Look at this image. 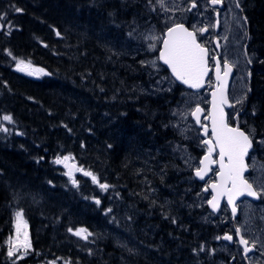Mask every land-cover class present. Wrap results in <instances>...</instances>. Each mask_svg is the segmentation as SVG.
Instances as JSON below:
<instances>
[{
  "label": "trees",
  "instance_id": "obj_1",
  "mask_svg": "<svg viewBox=\"0 0 264 264\" xmlns=\"http://www.w3.org/2000/svg\"><path fill=\"white\" fill-rule=\"evenodd\" d=\"M141 7L137 0H0L1 22L11 28L0 31V114L10 115L20 134L0 132V264H10L6 240L15 210L23 211L32 244L17 264H186L177 251L201 246L214 232L196 228L193 235L184 221L153 217L147 219L153 230H128L135 232L128 238L118 224L126 240L154 254L145 260L139 247L117 245L109 236L97 238L105 225L114 226L103 213L107 196L99 205L87 202L83 195L90 197L88 189L96 184L73 187L63 165L53 163L57 156L71 155L100 183L119 189L123 203L140 210L143 173L134 168L133 152L148 137L150 144L155 142L148 146L155 155L158 137L171 134L160 130L170 121L168 105L161 98L138 99L136 80L144 78L132 72L139 66L113 46L115 39L126 37L123 26H115L129 22L119 9L137 12L130 24L140 26ZM243 12L257 54L245 108L264 139V0H243ZM18 59L31 67L18 71ZM31 68L42 69L43 77L28 75ZM156 178L161 181L164 175ZM81 227L93 235L87 241L68 231Z\"/></svg>",
  "mask_w": 264,
  "mask_h": 264
},
{
  "label": "rangeland",
  "instance_id": "obj_2",
  "mask_svg": "<svg viewBox=\"0 0 264 264\" xmlns=\"http://www.w3.org/2000/svg\"><path fill=\"white\" fill-rule=\"evenodd\" d=\"M132 2L136 4V2ZM137 2L141 4V8H146L151 14V20L155 22L152 23L149 28L154 29H151L152 32L147 35V41L141 47V45L138 44L139 37L137 36L140 26L136 24H130V20L135 19V14L137 12L134 14L131 10H125V8L119 9L121 12L127 13V15L123 16L124 20H128L129 22L126 23L124 21L123 23L115 26L116 29H119L120 26H123V28L126 30V37L124 38V36H121L120 39L114 40V50L118 52L120 56L125 55L136 60L138 55L142 57L140 63L137 61L139 64V67L135 69L137 71L132 73L139 77H145L150 73L153 76V81L150 85L145 84L147 81H140V84L138 85V88L140 87V91L137 92L138 99H144V102H148L147 98H153L155 100L161 98L166 103V105H168L167 115L170 118V121L169 125L167 123L168 126H161L160 130H167L166 128H170L173 133L165 137L161 135L158 137V142L160 144L155 155H152V151L148 150V146L155 144V142H152L151 145L149 143L148 137L141 138L139 140L141 141L140 147L137 146L133 152L135 154V161L133 163L134 168L136 170L142 169L143 173L141 178L143 202L141 201L142 205L140 210L136 208V204H133L134 206H130L123 203L121 200L123 194L116 187L109 186V188L105 191L101 190L96 184V189L94 185L91 187V189H88L87 195L90 197H87L86 195L83 196H85L87 202H95L96 199L101 200L104 195L107 196V202H103L104 205L107 204V207H104L105 212H103V210L102 212L106 216L107 220L111 221V224L114 226L110 225L108 227L105 225L102 230L96 233L97 238L109 236L113 238L117 245L124 247L133 246L132 249L134 250H138L139 247V251L146 260L152 259L154 254H152L150 249L147 247H141L133 241H130V239H128L129 241L126 240L124 236L118 232V224L119 228H124L127 231L132 229H135V232L138 230L142 231L144 229L153 230V228L148 227L150 225H147L149 222L147 219H151L153 217H170L169 219H173L174 222L177 223L184 221V223H186V228L194 229V233L192 232L194 235L197 232L196 228H199L201 232H204L205 230V232H207V225L216 228L223 226L225 221L230 219V216H227L228 213L225 209L224 212H221L217 217H214L209 212L207 209V203L210 199L208 196L209 194L202 192V184L195 181L192 173L193 170L198 166L199 158L191 150V148L194 147H190V143L197 146V148H201L203 145V140L200 139L198 130L192 124L193 122L191 121L190 114L193 106L196 103L201 102V97H196L190 92L183 91L181 88H178L170 74L159 64L157 58L164 30H167L170 26H172V24L180 20L182 17L181 14H183V12H185L188 7L187 5L189 0H164L163 7H161L157 0H151V3H149V0H137ZM165 9H167V11ZM143 14L144 13L138 14L140 23H142V20L145 19ZM10 29L11 28L8 25L5 26L0 21V30L9 31ZM153 37H155V39H153ZM153 43L155 44V49H150L149 45ZM153 61H155V64H153ZM25 62L27 63V61ZM31 69L33 70L35 68ZM43 75L44 71L40 75H32V77L35 79H41ZM240 89H242L240 92H245L247 90L246 86ZM2 116L3 114H0V117ZM0 123H3L4 127L9 129L8 132L0 131L2 134L9 135L15 133L16 135H20L19 132L13 129V122L8 123L7 121L0 120ZM177 136H180L183 139ZM185 142L186 144H182ZM258 144V154L260 155L261 153L262 157L256 155L252 158V173L248 180L253 183L258 191H260L261 185H264V139H260ZM162 175H164V179L157 181L156 176L161 177ZM75 176L79 182V186L77 188H80V186L90 188L92 181L89 177H84L79 172H77ZM215 181V173H213L205 184L208 185ZM172 183H174V186L169 187L168 185ZM138 187L139 186L137 185V188ZM108 209H111V211L108 212ZM240 209V221L244 224L245 231L251 236L252 240L258 239L261 241V244L259 245L264 252V202L260 205L246 202L241 204ZM15 212L16 211H11L13 216L11 217L12 233L10 236L13 237L15 236ZM191 225H194V227ZM177 229L180 230L182 228L179 227ZM161 231L162 230H160V232ZM135 232L128 231V238L133 237ZM27 233L30 240L28 223ZM92 236L93 235L89 236V238ZM167 239L171 240L170 237ZM216 239L217 238L212 239V244L206 242V244L201 245L203 246V251H205V253L200 251L201 246L193 248L189 253H187V248L185 247L183 250L185 254L181 252V249L180 251L174 250V252L177 251V258L180 256V258L184 260L186 264H207L209 263L208 260L214 255V253L216 254L218 252L232 254L234 249H229L221 242H218V246L215 247L213 245V241H216ZM168 244L171 245L172 241L166 245ZM6 246L8 248L7 243ZM30 249L28 252H30ZM27 255L23 256V258H25ZM10 260L12 263L13 260H15V264H17V262L21 259L17 260L15 257H13ZM55 262L56 264H65V262ZM166 262L168 263V259H166ZM37 264H49V261L39 262Z\"/></svg>",
  "mask_w": 264,
  "mask_h": 264
},
{
  "label": "snow or ice",
  "instance_id": "obj_3",
  "mask_svg": "<svg viewBox=\"0 0 264 264\" xmlns=\"http://www.w3.org/2000/svg\"><path fill=\"white\" fill-rule=\"evenodd\" d=\"M157 2L164 6V0H157ZM151 3V0H149ZM208 3L215 6L222 3V0H208ZM198 7L197 0H190V7L187 11H192ZM236 7H239L237 3ZM17 12L21 9L16 8ZM155 10V9H153ZM167 11V9H165ZM4 17L0 16V21H3ZM208 31V27L197 28L193 25V30H189L183 24H175L173 27L168 28L165 38L163 39V46L159 49L158 59L167 65L171 70L172 75L176 80L188 85L190 88L199 89L203 86L204 77L208 74V59L211 58L215 62L216 79L218 81L217 90L220 92L219 101H217V91L212 93V139H206L203 141L207 145V152L200 160L199 166L194 169V175L201 180H204L207 173L211 170L210 165L219 163L220 171L218 173L219 179L217 182L208 185L203 189L204 192L208 191L210 187L214 193L212 198L208 200V204L215 212L219 207V198L221 196L227 197L228 205L232 206L233 217L237 215V207L235 204L236 198L242 195H247L254 198H260L264 196V185H261V190L256 191L253 187V183H250L244 178V172L248 169V165L245 162V157L248 155L249 149L252 146V140L248 134L242 131L239 127H230L225 120V114L222 105L228 103L227 97L223 94L221 84L223 83L221 77V71L223 70V76L227 77L232 71V64L228 60L223 62L221 68L220 60L215 57H210L209 49L198 42V34L202 35ZM59 35V33H57ZM131 35V34H130ZM155 39V37H153ZM150 49H155V44L149 45ZM217 47L219 44L217 43ZM11 55V53H9ZM251 63V61H249ZM155 64V61H153ZM30 62L23 60H17V70L24 71L25 68H30ZM43 73L42 69H33L28 72V75L38 76ZM46 74V73H45ZM242 103V101H237ZM202 110L197 107L191 115L196 119V123L200 124V118L198 113ZM0 120L12 123V117L10 115H3ZM204 128L205 134H207V127L201 125ZM0 131L8 132L9 129L4 127L3 123H0ZM219 149V160L212 159V154L216 149ZM75 158L71 155L57 156L53 163L57 165H63L67 171L64 173L71 182L73 187H78L79 182L76 179L74 173L79 172L84 177H89L93 184H97L101 190H107L109 185L106 183H100L98 177L91 171L84 169L82 166H78L74 162ZM95 203L100 204V200L96 199ZM108 212L111 209L107 210ZM14 229L15 236H10L7 240V256L11 259L15 257L17 260L22 259L23 256L28 254V250L31 248V243L27 233V222L24 219L23 211H16L14 214ZM68 231L74 235L88 240L92 235L86 228H69ZM235 235L239 237V244L243 246V252L247 255L250 251H253L258 244H261L260 240H253L250 242L245 238L240 227L235 229ZM221 237H217L220 239ZM224 240L233 241V236L225 234L222 237ZM204 248L201 246L200 251ZM15 264V260H13ZM49 264H56L55 261H50ZM65 264L69 262L65 261Z\"/></svg>",
  "mask_w": 264,
  "mask_h": 264
},
{
  "label": "flooded vegetation",
  "instance_id": "obj_4",
  "mask_svg": "<svg viewBox=\"0 0 264 264\" xmlns=\"http://www.w3.org/2000/svg\"><path fill=\"white\" fill-rule=\"evenodd\" d=\"M237 3L239 4V7H236ZM197 4L198 7L196 9H193L190 12L187 10L183 12V14H181L182 17L175 24H185L190 30H193V25L197 28L207 26V32L202 35L198 34V42L209 49L210 57L215 56L220 60L221 68L225 60H228L229 63L232 64V71L227 77H224L223 70L221 71L223 81L221 88L223 94L228 99V103L222 105V107L226 116V122L229 126L239 127L250 136L255 146L253 153L248 159V163L251 167L252 158L256 155L261 156L258 154V150H256L259 139H257L250 120L248 119V108L244 107V96L246 92H240V90H242L240 88L246 86L249 69L252 62L257 57V54L251 49L250 38L243 27V1L222 0L221 4L213 6L208 3V0H197ZM189 7L190 0L187 8ZM151 29L154 28H150L148 34L152 32ZM217 43L219 44V47H217ZM249 61H251V63H249ZM208 68L209 72L204 89L199 92H191L192 95L201 97V102L196 103L195 107L200 106L202 108V117L200 119V124L193 122V125L198 130V135L202 137L203 141L206 139H212V122L210 115V107L213 99L212 93L217 91V101H219L220 96V92L217 90L218 81L216 79L215 62L211 58L208 59ZM237 101H242V103H237ZM201 125L207 127V134H205L204 128L201 127ZM191 150L199 158V166L201 158L207 152V145L203 143L201 148L196 147L191 148ZM218 153L219 151L216 149L212 154V159L218 161ZM216 171L217 168H214L213 172L215 173ZM245 202L250 203L249 200H246ZM263 202L264 198H261V200L255 204L260 205ZM224 209L228 213L227 216H230L228 208L224 207ZM224 209L222 212H224ZM240 217L241 215L236 221H234L230 216V219L225 221L223 226L215 227L217 231L212 234V236L215 238H221L213 241V245L217 247V243L221 242L222 237L225 234H230L233 236V241H227L223 243V245L227 246L229 249H234V251L232 254H227L226 252L216 253L214 264H264V252L259 244L253 251H250L247 255L244 254L243 246L238 242L239 237L235 235V229L237 227L241 228L242 233L245 238L249 240L250 245L254 239L252 240L251 236L245 231V226L241 223ZM186 248L187 253H189V248ZM208 262L209 263L207 264H211L209 260Z\"/></svg>",
  "mask_w": 264,
  "mask_h": 264
},
{
  "label": "water",
  "instance_id": "obj_5",
  "mask_svg": "<svg viewBox=\"0 0 264 264\" xmlns=\"http://www.w3.org/2000/svg\"><path fill=\"white\" fill-rule=\"evenodd\" d=\"M184 26H185V25H184ZM185 27H186V26H185ZM186 28H187V27H186ZM166 33H167V31L165 32V35H166ZM164 38H165V37H164ZM162 46H163V42H162L161 47H162ZM159 62H160L161 65H163V66L169 71L170 75L173 77V79H174L178 84L183 85L184 87H186V88H188V89H190V90H194V91H197V90H200V89H201V88H199V89H193V88H190L188 85L183 84L182 82L176 80V78L172 75L171 70L168 68V66L165 65V64H163V62L160 61V60H159ZM205 78H206V76L204 77V79H205ZM202 87H203V86H202ZM212 102H213V100H212ZM201 113H202V112L198 113L199 118L201 117ZM211 113H212V109H211ZM192 118H193L194 120H196L193 116H192ZM225 120H226V118H225ZM251 150H252V146H251V148L249 149V152H250ZM249 152H248V153H249ZM247 156H248V155H247ZM247 156L245 157V162H246V158H247ZM218 160H219V159H218ZM215 165H216V163L210 165L211 170L207 173V175L205 176L204 180L199 179V178L196 177V176L194 175V173H193L195 179H196L198 182L204 183V182L206 181V179L209 177V175H210V173H211V171H212V167H215ZM218 168H219V163H218ZM219 171H220V168H219ZM249 171H250V170H249V168H248V169L244 172V178L249 174ZM218 173H219V172H218ZM218 173H217V175H216V181H215V182H217L218 179H219ZM74 174H75V173H74ZM215 182H213V183H215ZM211 184H212V183H211ZM208 192L211 193V198H212V195H214V193H213V191H212V189H211L210 187L208 188V191L205 192V193H208ZM243 199H251V200H254V201L259 200V198H254V197H250V196H247V195H242V196H239V197L236 198L235 204H237L238 202L242 201ZM224 202L228 205V203H227V197H226V196H221V197L219 198L220 207H219L215 212L212 210V208L210 207L209 204H208V208H209V210H210L212 213L217 214V213L219 212V210L221 209V207H222V205H223ZM228 207H229V209H230V211H231V213H232V206L228 205ZM237 213H238V210H237ZM236 216H237V215H236ZM236 216H235V217H236ZM232 217H233V214H232ZM233 218H234V217H233ZM223 240H224V239H223Z\"/></svg>",
  "mask_w": 264,
  "mask_h": 264
},
{
  "label": "bare ground",
  "instance_id": "obj_6",
  "mask_svg": "<svg viewBox=\"0 0 264 264\" xmlns=\"http://www.w3.org/2000/svg\"><path fill=\"white\" fill-rule=\"evenodd\" d=\"M245 121V120H244ZM246 122V121H245ZM162 146V145H161ZM141 153V152H140ZM143 154H145V153H143ZM150 156V155H149Z\"/></svg>",
  "mask_w": 264,
  "mask_h": 264
}]
</instances>
